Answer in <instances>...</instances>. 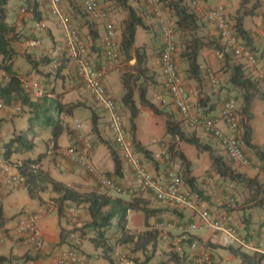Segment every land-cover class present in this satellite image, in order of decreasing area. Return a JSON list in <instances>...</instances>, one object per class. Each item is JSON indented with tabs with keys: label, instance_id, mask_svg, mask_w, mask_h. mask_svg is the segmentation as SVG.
I'll return each mask as SVG.
<instances>
[{
	"label": "crops",
	"instance_id": "0c3cea01",
	"mask_svg": "<svg viewBox=\"0 0 264 264\" xmlns=\"http://www.w3.org/2000/svg\"><path fill=\"white\" fill-rule=\"evenodd\" d=\"M45 1L38 0L39 8L43 12L42 19L40 21L33 19L31 13L26 11L24 7L20 6L21 3L18 0H11L6 6V11L9 17L8 20L11 22L10 24L14 26L15 32L20 33L22 36L19 41L12 43V47L15 49L17 54L16 60L14 62V69L21 78V72L16 69V65L22 60L25 65L26 75L29 76H26L25 79H28L31 76L37 78L40 77L41 79H38V81L40 82V86L41 84L43 85L44 90H46L45 87L47 86H51L49 88L54 87V94H52L53 97L59 95L60 99L64 103H79V107L75 109L73 116L64 118V121L68 124L70 130L74 131L75 122H79L78 120L79 118H82V115H87V113H90V115H87L88 117L83 123L89 124L88 126L90 127L89 137L93 143L91 161L94 167L101 172L111 174L121 184L132 185L134 188H136V185L132 181V172L126 164L122 163V170L119 175L114 174L115 168L111 153L112 149L116 151V146L113 143L111 134L109 132L106 115L99 112L101 109L94 103V100L90 94H84L86 93V90L81 85V82L78 80L75 74L74 61L72 59L68 60L66 68L62 72L64 75L63 78L42 76L43 73H48L51 71L55 65L39 67L41 74L37 73L35 70H31V66L27 58L29 54H34L36 56L43 54L51 58L53 62H55V60L59 61L61 57L68 59L63 36L60 31V25L55 18L50 16L49 4L47 0ZM129 1L134 7L137 6L141 10H148L145 0ZM170 1L173 2V0H163V6L167 10L169 9V7L167 8V4L171 3ZM221 3L224 5L226 13L230 17H232L234 13H237V11L241 8V0H221ZM255 3L257 4V7L253 11L254 14L248 15L244 18V25L253 38V42L251 44L252 48L258 49L256 51L259 55L263 50L262 47L264 46L262 45V39L259 35L261 29L264 28V0H248L247 9H250L251 5ZM213 4V0H202L200 5L201 10H207L211 8ZM61 8L65 15L69 17L74 27L77 29L81 39L86 44L89 52V59L92 65L96 68L106 69L105 85L108 92L111 95L112 93L117 95V93L120 92L123 94L124 89L120 80V76L124 72L123 66H128L130 68L135 63V60H125L124 65H120V62L112 66L106 65L102 46L104 31L100 27L97 29L94 28V31H96L98 36L95 39L91 37L89 30V23L91 21L84 12L81 1L62 0ZM148 12L150 11L148 10ZM148 12L142 13L143 20L147 22L152 16V14ZM203 21L204 20L202 19V22ZM41 22L45 23V28H36V24ZM154 31H156L158 34H156ZM178 33L181 34V32ZM137 34L139 43H137L136 47L140 45L145 46L148 56V69L152 74L155 73L154 78L156 83L154 85L152 84V86H148L147 97L161 112L155 113L148 107L139 106L140 113L135 120L134 138L141 146L150 151L154 158L151 161L145 160V165L155 175L161 176L164 173L166 163L161 158L160 142H176L175 145L177 149L183 152L187 160L190 162V176L194 178L195 189L200 191L202 194L197 197L195 191H191L190 188L185 184L183 186V190L191 195L189 196L190 198H198V207L200 209L209 210L213 214L220 213L222 211V208H220L222 206V201L226 197L233 195L239 187H236L234 183H230L227 179L221 178L216 174L211 166L212 163L210 151H214L215 154L222 155L224 158H226V156L221 150L218 142H216V140L210 135L205 133L202 127H190V125L182 119L178 109L173 104L170 95L164 89L163 78L160 74L158 51H156V48L161 46V34L157 24H155L153 21V23L149 26V29H139ZM30 36L33 38H30ZM197 36L204 42H217V31L210 23L208 25L207 23L202 24V26L197 30ZM187 38L189 37L187 36ZM119 40H121V36ZM141 40L143 43H141ZM16 42L24 44L22 50H18L17 46L15 45ZM183 46L184 45L181 46V49H183ZM179 63L180 66L178 64V67L180 68V75L191 95L193 115L197 117L199 116L201 118L218 115L226 99L235 97L236 92L227 82L230 73H226L223 68L224 62L222 53L214 50L213 48L205 47L199 52L198 55V63L201 66L203 74L205 69H209L218 78L219 84L217 88H213L209 85L205 74V79L202 76V82L190 79L189 76H187L186 71L187 63L181 56L179 57ZM0 76L5 78L7 77V75L1 72ZM116 76H119V79H116ZM49 82L51 84H47ZM262 87V90H264V86ZM135 98L138 101L137 96ZM203 103H205L206 106L203 107ZM254 106H258L256 111ZM15 111V107L0 108V119L3 120L0 122V125L4 134L6 135L5 138L1 139V144L7 139L9 132L13 130L10 129L9 131V126L13 128V125H15V128H21L24 125V120L21 121V119L16 118L14 115L17 114ZM250 111L253 115L249 122L252 132V144L258 147L263 146V102L259 99H255ZM68 119L70 120L71 124L69 123ZM169 120L178 122L180 128L184 130L185 133H190L197 136L201 142L210 146V150H197L193 145L178 141V138L172 140L166 133L167 122ZM48 137L50 136L48 135ZM74 138V132L70 134L64 133L57 141L59 148L52 149L54 154V157L52 155L53 161L49 162L48 165L44 163L43 167L57 180L67 183H74L82 188L81 191L94 189L95 183H93L94 181L92 180L91 176L81 169L80 166L78 167L77 165L71 163L67 157H64L62 154L66 148L74 142ZM37 143L38 150L33 156H36L38 153L45 152L46 150H48V153L51 152V141L38 140ZM247 152L251 151L248 150ZM254 158L256 157L253 156L252 159ZM22 159L23 156L14 155L8 162L0 157V175L2 173L1 168L3 166H7L9 168V172L3 174V186L0 192V212H2L3 220H0V232L5 233V240L2 244H0V264H51L52 260L60 252L65 251L72 246V240L69 237L68 232L73 230V228L80 229L82 225L88 223L90 220L83 210L74 208L72 214H78L82 217V219L78 221H76V219L73 220V222L76 221L75 223L66 222V215H72L70 213L72 208L69 206L66 207L63 214L59 215L52 201H50V197L54 196L50 191L43 194L45 203L41 204L36 200L30 199L27 195L26 189L22 185L9 183V177L18 174L17 170L13 166L14 163H17ZM54 159L56 160L55 162ZM57 159L62 163L61 166L57 163ZM254 163L259 170L248 167H237L236 170L244 173L248 177H258L260 180L264 181V170L261 169L260 161L256 158ZM173 165L177 171L181 168L180 163L177 161L174 162ZM207 176L211 177L210 181H207ZM47 195H49V198H47ZM135 196H140L147 200L150 204V207L152 208L164 210L174 209L163 202L157 201L149 194H140L136 192ZM170 211L171 210L163 211L162 214L148 219V224L153 225L152 227H154L156 224V219L161 220L164 225H169L168 228H165L164 226L159 232L157 238L158 242L154 252L149 251L147 253L150 257L149 259L145 261L147 255L139 251L134 252L132 250V246L126 245L125 249H128L129 252L125 257L119 256V251L115 252L114 258L116 260V264H174L169 259L171 254L169 250H171L178 237V228L181 226L187 227L192 221L199 223V220L197 217L193 216L192 212L187 210H181V214L176 213L175 211ZM31 212L39 213L40 216L38 229L43 242V247L40 250H36L33 247L24 245L16 233L15 227L17 221L21 217L20 215H29ZM131 213L133 212L129 213L127 221V228L129 231L145 230L144 215L138 212H136L137 214ZM131 215H133L132 227L135 228L129 227ZM229 215L231 217L232 223L236 224L241 229L242 226L246 225L245 227L247 229V233L252 234L254 237L253 239L255 240V235L258 232L257 230L259 225L264 223V208L255 206L253 202H247L245 205L238 203L237 209L229 211ZM81 220H83V223H81ZM135 221L139 226H137ZM192 234L200 242V246L197 252L187 255L186 264H199L195 257L199 256L200 253L202 254V252L218 254L220 258V264H242L241 260H239L228 249L222 246L219 236L212 230L197 229L193 231ZM81 245V254L84 258L83 261L80 263L67 264H110L98 256V251L95 250L88 237L82 240ZM262 253L264 255V250ZM131 259H136L137 263L131 261Z\"/></svg>",
	"mask_w": 264,
	"mask_h": 264
},
{
	"label": "trees",
	"instance_id": "16d2710c",
	"mask_svg": "<svg viewBox=\"0 0 264 264\" xmlns=\"http://www.w3.org/2000/svg\"><path fill=\"white\" fill-rule=\"evenodd\" d=\"M10 1L11 0H0V72L7 75L6 78L0 76V108H19V111H15V113H17L16 118L21 119V121L24 120V125L21 128H15V125H13V128H11L13 130L9 132L7 139L3 141L2 144L0 143V157L9 162L11 157L14 155L23 156V159L14 163L13 166L22 178L23 187L26 189L27 195L30 199L36 200L41 204L45 203L43 194L50 191L54 195L50 197V201H52L59 215L63 214L65 208L68 206L70 208L81 209L87 214L90 221L81 226L79 229L80 236L83 238L88 237L95 250L98 251V256L100 258H103L110 264H116L114 255L117 248L129 245L133 247L132 250L134 252L139 251L147 255L145 259L146 261L150 258L147 253L149 251L154 252L158 242L157 238L160 231L156 229L155 226L158 223H163L161 220L156 219V224L152 227L153 225L148 224V219L162 214L163 211L171 210L172 212L175 211L176 213H180L181 210L177 208L166 210L152 208L147 200L140 196H135V194L118 195L111 190L103 188L98 180L82 166H80V168L91 176L95 186L94 189L81 191L82 188L74 183L57 180L43 167L44 161L49 154L47 150L33 156L38 150L37 142L43 133H47L50 136L48 137V140L52 142L53 149L59 148L57 141L64 133L70 134L73 132L75 137L74 142L66 149L70 147L77 149V147L81 146V142L78 139V131L76 129H74V131L70 130L68 124L64 121L65 117L73 116L75 109L79 107V103H64L60 99L59 95L53 97L52 94H54V87L49 88L51 86L45 87L47 91H42L43 94L37 97H33L30 91L26 89L25 82L28 81L22 80L14 69V62L17 54L15 49L12 47V43L19 41L22 36L20 33L15 32L14 26L10 24L11 22L8 20L9 17L6 11V6ZM18 1L21 3L20 6L24 7L26 11L31 13L33 19L37 21L42 19L43 12L39 8L38 0ZM100 1L102 2L104 9L109 13L110 17H112L114 13L116 15L117 11L125 12L127 14L121 25L120 47L126 61L134 59L135 63L129 68V71H124L120 76L124 89L121 99V109L124 111L126 116L123 123L124 129L127 133L128 142L130 143L134 155L139 159V162L145 165V160L151 161L154 158L150 151L141 146L134 138L135 120L140 113L139 106L148 107L155 113L161 112L147 97L148 86H152V84L154 85L156 83L154 78L155 73L152 74L148 69V56L145 46L140 45L136 47L137 43H139L137 31L139 29H149V26L154 21L160 29L161 40H163L162 25L154 12L152 4L148 0H145V2L150 12H148L147 9L141 10L137 6H132L129 0ZM160 1L163 3V0ZM170 2L171 3L167 4V8L169 7V20L172 22L171 27L174 28L173 31L181 32L182 35L187 34L189 37L182 42V45L184 46L180 54V56L184 58L187 63V76L198 82H202V76L204 79L206 76L208 80V77H210L213 72L209 69H205L204 76L201 66L198 63L199 52L203 48L207 47L213 48L214 50L222 53L224 62L223 68L226 73H230L227 82L236 92L235 97L227 98L224 103L231 99L240 103L237 112L241 116L239 122L241 123L242 134L240 135L239 142L241 146L243 145L244 148H246V150L251 151L252 157L254 156L260 161L261 169L264 170V149L252 144V132L249 124L251 118L253 117L250 111L253 101L255 99H259L264 104V90H262L264 83L252 73L244 61L235 55L231 48H228L222 43L221 37L218 33L216 36L217 42H204L197 36L196 33L198 28L204 23H207V25L209 24V22L203 18L204 14L196 12L187 0H173V2ZM247 2L248 0H241V8L237 11V13H234L231 18L228 15L227 17L233 25V34L236 39L240 41L245 49L249 50L258 61H264V46L262 47V52L258 55V52L256 51L258 49H253L251 46L253 38L244 25V18L248 15L254 14L253 11L257 7V4L255 3L251 5L250 9H247ZM213 6H215V4H213L212 7ZM146 12L152 14L148 22L143 20L142 13ZM202 19L204 20V23L202 22ZM98 27L101 28V26L95 22L91 21L89 23V30L93 39L98 36L96 31H94ZM156 34L158 33L156 32ZM31 37L32 36H30V38ZM163 46L164 44L162 42L161 46L158 49L156 48L159 57ZM27 58L31 66V70H35L39 74H41L39 67L55 65L51 71L42 74L43 77L53 76L54 78L64 77L62 72L66 68L68 60L70 59L61 57L59 61L55 60V62H53L51 58L43 54L39 56L29 54ZM177 69L180 75V69L178 66ZM38 83L40 84L39 81ZM47 84L51 83L49 82ZM209 85L211 86V84ZM137 93L138 101L135 98ZM204 106H206L205 103H203V107ZM100 109L106 113V118L108 120L109 114L107 111L102 108ZM116 111L121 115V117L123 116V113L120 110L117 109ZM216 116L217 115L207 116L205 118L211 119ZM1 121L3 120L0 119V122ZM88 125L89 124H85L87 127V132L85 133L87 136L90 135V127ZM166 133L172 140L178 138V141L193 145L197 150H210V146L201 142L197 136L185 133V131L180 128L178 122L169 120L167 122ZM3 136L4 132L0 125V142ZM211 137L215 139L213 136ZM215 140L218 142L217 139ZM175 144L176 142L168 143L170 160L173 164L176 161L180 163L181 168L177 171V173L183 183V186L184 184L187 185L190 190L195 191L196 196L199 197L202 193L195 189L194 178L190 176V162L187 160L183 152L177 149ZM91 145L93 150V143H91ZM243 152L246 154L245 149ZM111 154L114 161V174L119 175L122 170V163L124 162L118 155L117 148L116 151L112 149ZM64 157L66 156L64 155ZM247 157H249V154H247ZM161 158L164 161L162 156ZM210 158L212 163L211 166L218 176L227 179L230 183H234L236 187H239L240 190L242 189V191L247 192V202H253L255 206L264 208L263 180H260L258 177H248L244 173L237 171L236 169L238 166L235 165L227 156L224 158L222 155L215 154L214 151H210ZM67 159L69 160L68 157ZM70 162L75 164L72 161ZM77 166L79 167V165ZM92 166L94 167L93 163ZM107 176L111 180L113 179L118 182L111 174L107 173ZM118 183L121 184L120 182ZM188 195L191 196L189 193ZM151 196L153 197V195ZM197 199H193L192 197L190 198V200L194 201L198 205ZM220 208H222L223 211L224 206H221ZM130 212H138L144 215L145 230L129 231L127 228V221ZM32 214L36 213L32 212ZM0 220H2V212H0ZM261 234V232H257L255 238L257 237L259 239ZM190 236L191 241L197 239L191 234ZM245 238L248 242H253L254 240L253 235L250 233H247ZM258 239L257 243L259 241ZM227 249L235 257L241 260L242 264H262L264 259L263 254H249L244 250L232 247H228ZM169 259L174 264H186L187 256L183 255V258H180L176 255V253H171ZM131 261L137 263L136 259H131Z\"/></svg>",
	"mask_w": 264,
	"mask_h": 264
},
{
	"label": "built area",
	"instance_id": "2783aa9c",
	"mask_svg": "<svg viewBox=\"0 0 264 264\" xmlns=\"http://www.w3.org/2000/svg\"><path fill=\"white\" fill-rule=\"evenodd\" d=\"M62 0H47L49 4V14L55 18L62 31L64 45L68 54V58L74 61L75 72L82 86L93 96L95 103L109 114L108 128L112 136V140L118 151L121 160L126 164L132 172V181L136 185L119 184L111 180L107 173L96 170L92 166V145L90 137L85 132L87 127L84 123L76 122V130L78 131V139L80 147L68 148L64 155L75 164L85 167L89 173L98 180L101 186L107 190H111L118 195H133L136 192L142 194H150L153 197L173 208L179 210H187L197 217L198 222H191L187 227H179V235L175 243L176 251L180 257L183 256V244H187L190 251L196 252L199 249L197 239L191 241L193 231L204 229L212 230L219 235L223 245L229 247H237L241 249H249L256 251L259 248L252 246L246 240L245 235H241L237 228L230 221L228 215L229 210L236 208V200L232 196L226 197L222 201L225 211L213 214L209 210L198 208L197 204L190 200L187 192L183 190V183L175 170L173 163L170 160L168 153V144L160 142L161 156L164 158L165 168L161 176L155 175L139 162V159L134 155L130 143L127 139V133L124 129V123L121 115L116 111L115 104L105 85L106 69L96 68L92 65L89 59V52L86 44L81 39L77 29L68 16L65 15L61 8ZM82 8L90 21L95 22L104 31L102 39L103 56L106 60V65L112 66L120 62L121 47L120 41L117 38L115 22L110 17L109 13L104 9L100 0H80ZM157 15L159 22L162 25L163 32V48L159 57L160 72L163 76L164 87L170 95L173 104L178 109L182 119L186 121L190 127H202L205 133L213 136L218 140L223 153L237 166L252 167L253 163L243 152V148L239 142V114L236 101L229 100L223 104L220 113L211 119L201 118L193 115L191 95L187 90L184 81L179 75L177 69V47L175 42V33L171 27L172 22L169 20V15L162 8L160 0H148ZM215 1V6L207 11L201 10V0H188L192 7L204 14V18L216 29L221 37V41L228 48H231L235 55L244 61L252 71V73L264 83V61H258L253 54L246 50L243 44L236 39L233 32V25L228 20L226 10L224 9L221 0ZM36 28L44 29L45 23H37ZM259 35L264 43V28L261 29ZM211 87H218V78L213 74L208 77ZM25 87L30 91L33 97L43 94L40 84L36 81L25 82ZM1 106V105H0ZM19 111V108H15ZM225 127V128H223ZM0 175V192L3 186V174L9 172L8 167L3 166ZM207 181L211 180L207 176ZM22 178L17 175L9 177V183L17 185L22 184ZM213 183V182H210ZM214 189V188H213ZM40 216L38 214L24 215L19 218L16 224V233L20 241L26 245L39 250L43 247L41 234L38 229ZM162 228V225L159 226ZM261 237L258 239L259 247L264 244V230L261 232ZM72 246L60 252L51 264H67L80 263L83 261L81 254V238L75 233L70 234ZM5 240V235L0 232V244ZM189 240V241H188ZM188 241V242H187ZM186 242V243H185ZM197 262L200 264H216V261L211 259L210 254L204 252L197 257Z\"/></svg>",
	"mask_w": 264,
	"mask_h": 264
},
{
	"label": "rangeland",
	"instance_id": "374dc122",
	"mask_svg": "<svg viewBox=\"0 0 264 264\" xmlns=\"http://www.w3.org/2000/svg\"><path fill=\"white\" fill-rule=\"evenodd\" d=\"M113 11V10H112ZM114 12V11H113ZM126 13L125 12H121V11H117V13H116V15H115V13H114V15H112V19H113V21L115 22V28H116V31H117V35L119 36V38H120V30H121V25H122V21H124L125 20V18H126ZM231 18V17H230ZM60 29H61V27H60ZM174 29V28H173ZM61 31V30H60ZM175 33V41H176V47H177V66H178V64H179V66H180V63H179V57H180V54H181V52H182V49H181V46H182V42L183 41H185L186 39H187V34H179L178 32H174ZM61 34H62V31H61ZM197 34V33H196ZM119 41H121V40H119ZM162 42H163V40H161ZM161 42V43H162ZM141 43H143L142 42V40H141ZM15 45L17 46V48H18V50H22L23 49V46H24V44H21L20 42H16L15 43ZM13 46H14V44H13ZM158 49V48H157ZM156 49V50H157ZM125 60H126V58H125V56L122 54V57H121V61H120V65H124V62H125ZM123 68H124V71H129V67L128 66H123ZM179 68V67H178ZM16 69H18V71H20L21 72V74H20V76H21V78L23 79V80H25V81H36V82H38V79H41L40 77L39 78H37V77H30V78H28V79H25V77L27 76V77H29L28 75H26V70H25V65H24V62L21 60V61H19L18 62V64L16 65ZM180 69V68H179ZM35 78V79H34ZM116 79H119V76H116ZM79 80V79H78ZM41 88H42V91H45L44 90V87H43V85L41 84ZM86 90V89H85ZM87 93L88 94H90L87 90H86V93H84V94H86L87 95ZM110 94V93H109ZM111 95V94H110ZM116 98H115V97ZM122 96H123V94L120 92V93H117V95H115V94H113L112 93V95H111V97H112V99L114 100V103H115V108H116V110L118 109V110H120L122 113H123V120H125V118H126V116H125V113H124V111H122V109H121V107H122V101H121V99H122ZM136 96H137V99H138V93L136 94ZM238 104H239V106H240V103L238 102L237 103V106H238ZM254 108H255V111L257 110V108H258V106H254ZM260 111V110H259ZM101 114H105L106 115V113L105 112H103V111H99ZM15 116H16V114H14ZM87 115H90V113H87ZM87 115H82V118H79V122H85V120L87 119ZM71 120H73V119H71ZM68 121H69V123H70V120L68 119ZM71 124V123H70ZM9 126V125H8ZM6 128V127H5ZM10 129H11V127L9 126V131H10ZM6 137V135L4 134V136H3V138H5ZM38 140H41V141H48V135L46 134V133H43L42 134V137L40 138V139H38ZM244 147V146H243ZM259 147H263V149H264V144H263V146H259ZM48 149V148H47ZM52 149L53 148H51V155H50V153L48 154V156H47V158H46V160L44 161V163H46V165H48L49 164V162H52L53 161V158H52V155H53V157H54V154H53V151H52ZM245 149V151H246V153H247V151L248 150H246V148H244ZM48 151V150H47ZM249 153V156L252 154L251 152H248ZM63 159V158H62ZM255 160H256V158H254ZM254 159H252V161L254 162L255 160ZM56 160L54 159V162H55ZM57 163L58 164H60V166H61V162L60 161H58V159H57ZM235 194V195H234ZM233 195L235 196V198L236 199H238V201H237V203H239V204H241V205H245L246 203H247V198H248V195H247V192H244V191H242V189L240 190V188H238V190L237 191H235V193H234ZM47 198H49V195H47ZM250 203V202H249ZM237 209V208H236ZM57 210V209H56ZM39 214V213H38ZM131 214H137L136 212H133V213H131ZM63 217H65V216H63ZM73 218H74V215H70V214H68V216L66 215V218H65V221L66 222H73ZM75 219H76V221H78V220H80V219H82V217L80 216V215H75ZM74 219V220H75ZM135 219H137V218H135ZM75 221V222H76ZM75 222H73V223H75ZM132 222H133V215H131V217H130V222H129V227L130 228H135V227H132ZM81 223H83V220H81ZM135 223L137 224V222L135 221ZM137 226H139L138 224H137ZM246 226V225H245ZM245 226H242V230L243 231H245L246 232V227ZM115 227V226H114ZM167 249V248H166ZM171 250H172V248H171ZM171 250H169V252H171ZM117 251H119V256H121V257H125L126 255H127V253L129 252V250L128 249H125V246H120V247H118V249H117ZM250 252V251H249ZM172 253V252H171ZM212 255V257L215 259V261L218 263V264H220V258H219V256H218V254H211ZM262 264H264V259H263V261H262Z\"/></svg>",
	"mask_w": 264,
	"mask_h": 264
},
{
	"label": "clouds",
	"instance_id": "9594fccd",
	"mask_svg": "<svg viewBox=\"0 0 264 264\" xmlns=\"http://www.w3.org/2000/svg\"><path fill=\"white\" fill-rule=\"evenodd\" d=\"M188 1V0H187ZM201 4V3H200ZM214 4H215V1H214ZM162 8L167 12V14L169 15V13H168V10L167 9H165L164 7H163V3H162ZM207 10H209V9H207ZM207 10H203V11H207ZM227 14V13H226ZM169 17H170V15H169ZM116 29V28H115ZM78 32V31H77ZM117 32V31H116ZM117 38H118V35H117ZM118 40H119V38H118ZM176 42V41H175ZM263 43V42H262ZM120 44H121V41H120ZM263 45H264V43H263ZM121 55H122V53H121ZM82 85V84H81ZM236 104H237V102H236ZM237 109H239V104H238V106H237ZM240 115H239V119H240ZM80 123H82V122H80ZM75 125H76V122H75ZM239 127H240V133H239V138H240V135L242 134L241 133V123L239 122ZM225 128V127H224ZM74 129H76V127L74 128ZM168 144V143H167ZM242 148H243V150H244V147H243V145H242ZM67 150V149H66ZM65 150V151H66ZM64 151V152H65ZM64 152L62 153L63 155H64ZM248 153H246V155H247ZM249 159L251 160V162L253 163V166L252 167H248V168H253V169H255V170H257L258 169V167L257 166H255V163L252 161V156L250 155L249 156ZM7 167V166H6ZM238 167H240V166H238ZM95 168V167H94ZM96 169V168H95ZM8 170H9V168H8ZM96 170H98V169H96ZM176 170V169H175ZM259 170V169H258ZM99 171V170H98ZM177 171V170H176ZM17 176H19V174H17ZM20 177V176H19ZM22 186H23V182H22V184H21ZM232 197H234L235 198V196H233V195H231ZM235 200H236V205H238V203H237V199L235 198ZM198 206V205H197ZM199 208V207H198ZM236 208H237V206H236ZM235 208V209H236ZM235 209H233V210H235ZM73 210H74V208H72L71 209V211H70V213L72 214V212H73ZM205 210V209H204ZM229 211H231V210H229ZM229 211H228V215H229ZM30 214H32V212L31 213H29V215ZM36 214H38V213H36ZM27 215V214H26ZM39 215V214H38ZM73 215V214H72ZM19 216V215H18ZM20 216H24V215H20ZM230 216V215H229ZM75 219V215H74V218H73V220ZM230 219H231V217H230ZM231 222H232V220H230ZM232 224H234V223H232ZM160 225H162V228H159V226ZM165 226V228L167 227L168 228V224L167 225H164V223H158V224H156V226H155V228L156 229H158L159 231H161L162 229H163V227ZM234 226L237 228V230L239 231V233L241 234V235H247V231L245 232V231H243L239 226H237L236 224H234ZM79 229H77V228H73V230H70L68 233H69V237H70V234L71 233H75V235H77L79 238H81V241L84 239L83 237H81L80 236V230L78 231ZM264 230V223L263 224H261V225H259V227H258V232H262ZM71 231H73V232H71ZM78 232V233H77ZM4 233V232H3ZM215 233V232H214ZM216 234V233H215ZM4 235H5V233H4ZM179 235V234H178ZM218 235V234H217ZM194 236V235H193ZM219 236V235H218ZM178 238V237H177ZM257 237L255 238V240L253 241V242H250L251 243V245L252 246H255L256 248H259V249H257L256 251H253V250H249V249H241V248H239V249H241V250H244V251H246V252H248L249 254H253V253H258V254H263L262 252H263V250H264V244L261 246V247H259V244L257 243ZM219 240H220V238H219ZM176 241H177V239H176ZM176 241H175V243H176ZM199 242V241H198ZM220 243L222 244V242H221V240H220ZM183 247V249H184V253H183V255H185V256H187L188 254H192V253H194V252H192V251H190L189 249H188V247H187V244H183L182 245ZM199 246H200V242H199ZM222 246H224L225 248L227 247H229V246H225V245H223L222 244ZM226 248V249H227ZM232 248H236V249H238L237 247H232ZM40 250V249H39ZM250 251V252H249ZM171 252L172 253H176V255L178 256V257H180L179 256V254L177 253V251H176V247H175V244H173V247H172V250H171ZM197 252V251H196ZM202 253H204V252H202ZM206 253H208V252H206ZM208 254H210V253H208ZM198 257V256H197ZM197 257H195V259L197 260ZM210 257H211V259H213L214 261H215V259L212 257V255L210 254ZM180 258H183V256L182 257H180ZM200 264V263H199ZM216 264H218L217 262H216Z\"/></svg>",
	"mask_w": 264,
	"mask_h": 264
}]
</instances>
